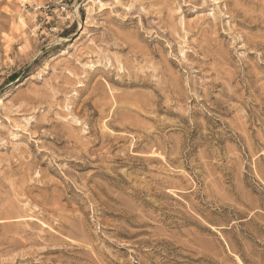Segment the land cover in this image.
Instances as JSON below:
<instances>
[{"label": "rangeland", "instance_id": "374dc122", "mask_svg": "<svg viewBox=\"0 0 264 264\" xmlns=\"http://www.w3.org/2000/svg\"><path fill=\"white\" fill-rule=\"evenodd\" d=\"M0 264H264V0H0Z\"/></svg>", "mask_w": 264, "mask_h": 264}, {"label": "bare ground", "instance_id": "6f19581e", "mask_svg": "<svg viewBox=\"0 0 264 264\" xmlns=\"http://www.w3.org/2000/svg\"><path fill=\"white\" fill-rule=\"evenodd\" d=\"M29 1V0H28ZM22 22H24V21H22Z\"/></svg>", "mask_w": 264, "mask_h": 264}]
</instances>
